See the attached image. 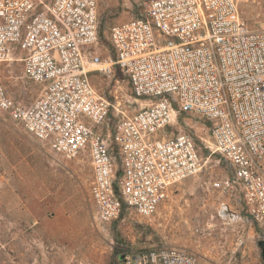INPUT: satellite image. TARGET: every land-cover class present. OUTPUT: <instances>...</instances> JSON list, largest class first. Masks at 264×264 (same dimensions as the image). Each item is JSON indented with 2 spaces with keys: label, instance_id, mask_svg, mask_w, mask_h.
<instances>
[{
  "label": "built area",
  "instance_id": "obj_1",
  "mask_svg": "<svg viewBox=\"0 0 264 264\" xmlns=\"http://www.w3.org/2000/svg\"><path fill=\"white\" fill-rule=\"evenodd\" d=\"M99 22L98 0H0V108L57 155H89L103 223L125 206L153 215L173 186L203 172L204 148L176 126L182 116L199 119L209 155L229 165L213 186L241 208L223 201L219 215L264 229V28L248 23L240 0H147L144 12L111 27L103 57ZM14 60L41 86L32 104L3 82ZM98 72L124 75L143 105L129 113L94 85ZM116 264L203 262L188 247L161 245L123 249Z\"/></svg>",
  "mask_w": 264,
  "mask_h": 264
},
{
  "label": "rangeland",
  "instance_id": "obj_2",
  "mask_svg": "<svg viewBox=\"0 0 264 264\" xmlns=\"http://www.w3.org/2000/svg\"><path fill=\"white\" fill-rule=\"evenodd\" d=\"M145 1L98 0L97 48L103 57L112 53L111 27L144 12ZM240 7L251 26L264 28V0H240ZM119 75L120 82L99 72L91 79L133 113L143 103L133 96L128 79ZM3 82L11 96L26 105L41 91L18 60L5 64ZM176 126L191 132L204 148L203 172L173 186L153 215L125 206L119 220L103 223L90 197L89 155L73 160L57 155L0 108V264H116L123 249L161 245L188 247L203 264H264L259 244L264 229L250 218L219 215L223 201L234 210L241 208L229 192L213 186L229 172V165L218 154L209 155L205 145L211 139L204 123L182 116Z\"/></svg>",
  "mask_w": 264,
  "mask_h": 264
},
{
  "label": "trees",
  "instance_id": "obj_3",
  "mask_svg": "<svg viewBox=\"0 0 264 264\" xmlns=\"http://www.w3.org/2000/svg\"><path fill=\"white\" fill-rule=\"evenodd\" d=\"M263 243H264V241H259V244L261 245V247L263 248ZM262 257H263V259H264V252H263V249H262Z\"/></svg>",
  "mask_w": 264,
  "mask_h": 264
},
{
  "label": "bare ground",
  "instance_id": "obj_4",
  "mask_svg": "<svg viewBox=\"0 0 264 264\" xmlns=\"http://www.w3.org/2000/svg\"><path fill=\"white\" fill-rule=\"evenodd\" d=\"M230 218H232L233 220L236 219V216L230 215Z\"/></svg>",
  "mask_w": 264,
  "mask_h": 264
},
{
  "label": "water",
  "instance_id": "obj_5",
  "mask_svg": "<svg viewBox=\"0 0 264 264\" xmlns=\"http://www.w3.org/2000/svg\"><path fill=\"white\" fill-rule=\"evenodd\" d=\"M262 249H263V252H264V243H263V248Z\"/></svg>",
  "mask_w": 264,
  "mask_h": 264
}]
</instances>
